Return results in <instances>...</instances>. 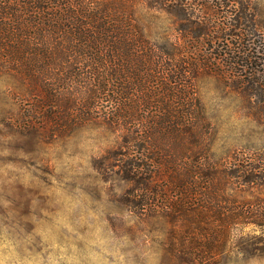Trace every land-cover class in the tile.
I'll list each match as a JSON object with an SVG mask.
<instances>
[{"label": "trees", "instance_id": "16d2710c", "mask_svg": "<svg viewBox=\"0 0 264 264\" xmlns=\"http://www.w3.org/2000/svg\"><path fill=\"white\" fill-rule=\"evenodd\" d=\"M258 16L249 0H0V76L43 141L96 129L116 212L156 226L169 264H219L241 227L264 231Z\"/></svg>", "mask_w": 264, "mask_h": 264}, {"label": "rangeland", "instance_id": "374dc122", "mask_svg": "<svg viewBox=\"0 0 264 264\" xmlns=\"http://www.w3.org/2000/svg\"><path fill=\"white\" fill-rule=\"evenodd\" d=\"M249 1L263 17L264 0ZM17 87L0 76L3 264H169L156 226L116 212L110 184L91 164L101 143L96 129L43 141L39 129L23 125ZM217 253L219 264H264V231L241 227Z\"/></svg>", "mask_w": 264, "mask_h": 264}, {"label": "clouds", "instance_id": "9594fccd", "mask_svg": "<svg viewBox=\"0 0 264 264\" xmlns=\"http://www.w3.org/2000/svg\"><path fill=\"white\" fill-rule=\"evenodd\" d=\"M0 264H3V261L2 260H0Z\"/></svg>", "mask_w": 264, "mask_h": 264}]
</instances>
